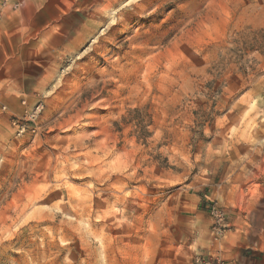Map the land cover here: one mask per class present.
<instances>
[{
  "label": "rangeland",
  "instance_id": "374dc122",
  "mask_svg": "<svg viewBox=\"0 0 264 264\" xmlns=\"http://www.w3.org/2000/svg\"><path fill=\"white\" fill-rule=\"evenodd\" d=\"M0 264H264V0H0Z\"/></svg>",
  "mask_w": 264,
  "mask_h": 264
}]
</instances>
